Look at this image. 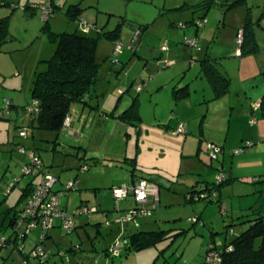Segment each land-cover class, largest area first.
<instances>
[{"label": "rangeland", "instance_id": "1", "mask_svg": "<svg viewBox=\"0 0 264 264\" xmlns=\"http://www.w3.org/2000/svg\"><path fill=\"white\" fill-rule=\"evenodd\" d=\"M203 1L0 0V18H7V40L0 48V106L5 98L15 105L0 118V219L7 208H22L27 196L19 199L21 189L31 179L39 180L21 172L29 162L23 150L29 148L41 155L50 174L59 175L54 188L78 178L61 196L67 215L88 209L74 216L76 227L71 232L56 220L49 237L41 241L40 229H31L19 243L22 248L11 243L0 250V264H23L35 247L48 255L47 264H199L211 233L212 241L220 245L246 228L242 221L248 217L236 216L255 203L257 190L264 189V177L255 181L264 176V115L259 107L253 112L250 107L264 84L260 70L264 17L256 27V53L239 57L236 39L248 12L253 19L260 17L264 0H245L233 7L230 0H212L200 18L204 11L195 8ZM71 4L79 8L75 18L66 14ZM44 5L51 8L48 22L40 8ZM84 22L91 25L88 35L96 39L99 69L92 96L99 98V108L110 112L117 102L118 108L126 107L138 96L142 119L130 125V135H124L125 151L144 171L136 173H149L159 186L152 215L138 218V224L121 221L136 206L134 196L116 200L112 192L131 182V163L77 157V150L68 146L75 142L73 137L32 124L26 107L33 102L35 74L46 69V61L55 53L57 34L79 32ZM133 25L145 27L138 32L139 44ZM206 53L217 58L218 66L231 78L229 92L213 100L211 86L200 72V59ZM178 82L189 83L190 98L175 103L172 86ZM178 123H183L185 133L172 134ZM106 132L111 131L92 127L83 142L93 150L104 143ZM207 143L222 151L212 157ZM236 149L243 151L233 153ZM80 163L87 164V169H79ZM222 173L235 177L220 188L226 213L212 196L211 201H186L189 187L197 181L217 182ZM230 224L232 233L227 228L225 234ZM13 230L11 226L0 229V237H12ZM139 230L161 235L118 257L106 255L112 240ZM259 243L256 239L255 246ZM72 245L78 250H70ZM28 261L39 263L32 255Z\"/></svg>", "mask_w": 264, "mask_h": 264}, {"label": "trees", "instance_id": "2", "mask_svg": "<svg viewBox=\"0 0 264 264\" xmlns=\"http://www.w3.org/2000/svg\"><path fill=\"white\" fill-rule=\"evenodd\" d=\"M211 1L212 0H204L195 8V11H204L203 16L200 18L205 16L206 11L211 5ZM229 3V5L233 7L245 3V0H230ZM78 10L79 8L77 5L71 4L68 6L66 14L70 18H75L78 14ZM262 16H264V13H262L258 19L254 20L250 15V12L247 13L245 22L242 28H240L242 30V42L239 47L240 53L238 55L242 56L244 53L257 52L258 42L255 33L256 27L260 26V18ZM6 22V17L0 18V48L3 42L7 40ZM45 22H48L47 18L45 19ZM196 23L202 24L203 21L196 20ZM89 31L85 32L82 29L79 32H62L57 34L58 42L54 55L46 61V69L35 74L32 86V99L33 101H36L37 111L34 114L32 113L31 117L32 124L35 122L39 128L59 133L63 129V123L66 116L71 114V107L73 104H82L84 106L89 105L92 108L98 109V103H94V105L90 103L93 86L98 79L99 64L95 60L96 39L88 35ZM218 63L217 58H213L207 53L200 59V72L208 80L213 91V98L224 96L230 89L231 78L218 66ZM262 75H264V71H262ZM189 92V86L187 83L181 84L178 82L172 86V97L175 103L187 98ZM115 109H112L108 114L113 115ZM1 117L3 116H0V118ZM118 117L128 124H136L141 120V114L138 108V96L132 97L128 107L119 113ZM126 161H129L132 165L131 174L133 177L136 176V170L143 172L136 167L135 157L126 158ZM82 165L85 164L80 163L79 169ZM261 177L264 176L257 177L255 181H261ZM143 178L154 182L159 190L158 184L151 178V176H149V173H147V175L140 174V177L136 181H133V183H136L139 179ZM234 178L235 177L232 175H224L223 179L218 180L217 182L209 183L204 180L197 181L189 187V190L186 192V201L192 202L193 200L204 198L211 201L210 197L212 196L215 197V202L218 204L221 212L226 213V206L224 204L222 205L221 202L220 188L224 183L230 182ZM33 185L34 182L32 179L28 181L21 189L19 199L28 196L32 191ZM257 191V203L250 205L247 208V211H245L246 208L241 209V212L236 216L238 219L243 218L244 216L248 217L246 220L242 221V223H247L246 228L230 240L225 238L220 245H216L214 241H212L213 239L209 240L206 252L211 247L210 245H213V248L217 249L221 256L222 264H264V192L260 193L261 190ZM154 205L155 202L152 200L147 204V207L149 209L151 208V214L149 216L152 215ZM21 209L22 208L17 209L15 206L7 208L1 215L0 229H5L10 226L15 228V220ZM229 213L226 215L228 216L231 214ZM230 226L231 224L226 227L225 234H228L227 228ZM75 227L76 226H74L73 230ZM228 229L232 233V229ZM160 235V231L154 230H139L129 233V235L125 237L127 243L124 245L122 253L124 250L127 251L132 247H140L143 243L153 240ZM210 236L212 237L213 234ZM44 237H49V233H45ZM256 239H260V243L257 246H255ZM11 243L19 246L17 240L11 238L6 240L4 246L7 247ZM109 246L104 250L106 255H110L108 252ZM70 250L76 251L78 249L76 245H72ZM122 253L120 255H122ZM204 255L202 256L201 261ZM28 259L29 254H26V259L24 260L25 264H29ZM0 260H3V256H0ZM47 260L48 255H46L45 258H40L38 264H47Z\"/></svg>", "mask_w": 264, "mask_h": 264}, {"label": "built area", "instance_id": "3", "mask_svg": "<svg viewBox=\"0 0 264 264\" xmlns=\"http://www.w3.org/2000/svg\"><path fill=\"white\" fill-rule=\"evenodd\" d=\"M43 14V18L46 19L47 16L51 13L50 5L40 6ZM48 14V15H47ZM47 15V16H46ZM91 28V25L86 22L83 23L82 29L85 32H88ZM138 35V32L135 33V37ZM192 42V41H191ZM237 49L236 53H240V44L242 42V30L239 29L237 33ZM162 50L165 49V46L161 47ZM36 101H33L31 104L27 105V110L30 114H34L37 111ZM260 106V102L257 101L252 103V108L256 109ZM11 109V100L3 99L2 106H0V116L7 114ZM71 114L66 116L63 128H67L70 125ZM253 120H251L252 122ZM184 125L179 123L175 130L172 131L173 134L184 133ZM208 153L212 157H216L219 152L222 151L221 147L213 144L207 143ZM28 158L29 162L25 163L22 167V174H31L32 177H39V180L34 183L32 191L27 196L26 202L22 206L21 211L16 217L15 228L13 236H1L0 237V250L4 248L6 240L8 238L17 240L18 243L24 242L25 237L29 234L31 229L39 228L41 231V241L43 240L45 233L51 227H55L56 220H59V225L63 226L67 232H71L75 226L74 216L81 213L88 212L87 208H82L79 211H75L72 215H67V211L64 209L61 196L66 194V191L72 189L75 185L76 180L67 181L63 185V189L58 190L54 188V184L58 182V177L50 174L45 171L44 163L36 154V151L32 148L28 150H23ZM243 149H236L232 151L233 153H240ZM87 165H82L80 169H87ZM224 173L218 176L219 180L223 179ZM158 187L154 182L148 181L146 179H139L136 183L126 184L124 186L113 188V195L117 199H122L127 195L131 194L134 196L136 206L132 208L127 215L121 217V221L124 224H128L130 221H134L138 224V218L147 217L151 214V208L147 207L149 201H154L158 196ZM153 205V204H152ZM127 243V239L117 238L109 246V254L112 257H118L122 253L124 245ZM4 246V247H3ZM20 246V245H19ZM211 246V247H210ZM206 254L204 255L202 261L199 264H222L221 256L217 249L213 248V245H210ZM22 248V246H20ZM45 258L46 253L42 249L37 247L33 248L29 256ZM25 264V261L23 262Z\"/></svg>", "mask_w": 264, "mask_h": 264}, {"label": "crops", "instance_id": "4", "mask_svg": "<svg viewBox=\"0 0 264 264\" xmlns=\"http://www.w3.org/2000/svg\"><path fill=\"white\" fill-rule=\"evenodd\" d=\"M262 13H264V10H262V12H260V14H262ZM262 17H264V16H262ZM260 25H261V23H260ZM258 47H259V45H258ZM233 55H235V53H233ZM238 56L242 57L241 55H238ZM260 70H261V72L264 71V65L260 66ZM187 84L189 86V83H187ZM252 90L255 91L256 89H252ZM255 94H256L255 96H257L259 98L256 101L255 100L250 101V107L252 108V103L259 101L261 103V106H259V108L262 110V115H264V84L261 85V88L259 90H256ZM92 95H91V99H90L91 102L90 103L92 105H94V103H96V104L98 103V105L100 107V100H98L99 98L97 96L93 97ZM188 98H190V97H187L185 99H188ZM185 99H183V100H185ZM210 99L211 100L216 99V98H213V91H212V96L210 97ZM201 100H204V99H201ZM200 102H202V101H200ZM129 104H130V102L128 104L126 103V107L118 108L117 105H119V103L117 102V105L115 106L116 109H115L113 115H109L108 111L104 110V106L102 108L98 107V109H96V108L90 107L89 105L84 106L82 104H73L71 107L70 125L67 128H63L57 134L58 135L63 134V135H67L69 137L74 138V141L77 142L78 144H76L75 142H72L73 144L70 143L68 146L70 148H75L77 150L75 153H76V156L79 158H84V159L91 158L94 160L98 159V160H106V161L108 159L110 161H115V160H117V161L125 160L126 161V158H131V157H128L126 155V151H125L126 150V142L124 140L125 139L124 135L125 136L130 135V132H129L130 131V129H129L130 125H137V123L136 124H128L127 122L121 120L118 117V115L124 109H126ZM11 105L12 106H11L10 110L14 109V107H15V105L12 102H11ZM251 110L253 112L255 109L252 108ZM141 119H142V117H141ZM254 120L251 123L255 122ZM92 127H93V129L102 127V129H108L111 132L110 133L106 132V139L101 146H98L97 148L90 150L89 144H84L83 140L86 137L87 130H90V128H92ZM175 129L176 128L172 129L171 132ZM177 134H179V133H177ZM56 139H57V136H56ZM39 156L41 157V155H39ZM41 159H42V157H41ZM42 161H43V159H42ZM43 163H44V161H43ZM136 167L143 170L140 166H136ZM44 168L47 172H49L47 170V165L45 163H44ZM131 173L132 172L130 171V174ZM76 175L74 176V178L76 177ZM57 177H59L58 174H57ZM139 177H140V174L138 175L136 173V176L132 178L131 182L128 181L127 183L128 184L132 183V181H136ZM77 179L75 178V180H77ZM62 188H63V184H61V188H57V189L61 190ZM259 190H261L260 193L264 192V189H259ZM255 203H257V199H256ZM212 234L213 233H211L210 235H212ZM211 239L214 240V236H212V237L210 236L209 240H211ZM114 240H112L111 242H113ZM111 242L108 244V246L111 244Z\"/></svg>", "mask_w": 264, "mask_h": 264}, {"label": "water", "instance_id": "5", "mask_svg": "<svg viewBox=\"0 0 264 264\" xmlns=\"http://www.w3.org/2000/svg\"><path fill=\"white\" fill-rule=\"evenodd\" d=\"M132 28L134 30H137V32H140V33H142L145 30L144 26L141 28H137V25H133ZM137 32H135V33H137ZM139 43H140V36H138V39H137V44H139Z\"/></svg>", "mask_w": 264, "mask_h": 264}]
</instances>
